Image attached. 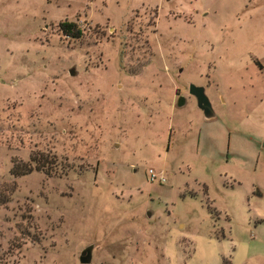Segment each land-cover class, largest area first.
<instances>
[{"label":"rangeland","instance_id":"1","mask_svg":"<svg viewBox=\"0 0 264 264\" xmlns=\"http://www.w3.org/2000/svg\"><path fill=\"white\" fill-rule=\"evenodd\" d=\"M88 246L264 264V0H0V264Z\"/></svg>","mask_w":264,"mask_h":264},{"label":"trees","instance_id":"2","mask_svg":"<svg viewBox=\"0 0 264 264\" xmlns=\"http://www.w3.org/2000/svg\"><path fill=\"white\" fill-rule=\"evenodd\" d=\"M58 29L60 30L61 34H63L65 37L71 38V39H79L83 33L80 27L77 25L76 22L73 21H62L58 24ZM32 162L35 163V169H48L45 164L42 163V161L36 160L34 158L31 159ZM45 165V167H44ZM32 171V168L28 164H18L17 162L13 163L11 174L13 176H21L25 175L28 172Z\"/></svg>","mask_w":264,"mask_h":264},{"label":"water","instance_id":"3","mask_svg":"<svg viewBox=\"0 0 264 264\" xmlns=\"http://www.w3.org/2000/svg\"><path fill=\"white\" fill-rule=\"evenodd\" d=\"M70 72L73 74L74 70L72 69ZM189 94L195 98L197 106L203 112L205 118L209 119L214 116V111L208 97L205 94V88L203 86L191 84L189 86ZM181 104H183V102H181ZM92 250L93 246H88L82 251L79 258L80 263L89 264L91 262Z\"/></svg>","mask_w":264,"mask_h":264},{"label":"built area","instance_id":"4","mask_svg":"<svg viewBox=\"0 0 264 264\" xmlns=\"http://www.w3.org/2000/svg\"><path fill=\"white\" fill-rule=\"evenodd\" d=\"M147 177L150 181L165 182V177L161 173H156L153 169L148 170Z\"/></svg>","mask_w":264,"mask_h":264},{"label":"flooded vegetation","instance_id":"5","mask_svg":"<svg viewBox=\"0 0 264 264\" xmlns=\"http://www.w3.org/2000/svg\"><path fill=\"white\" fill-rule=\"evenodd\" d=\"M181 101H182V102H184V100H183V99H181Z\"/></svg>","mask_w":264,"mask_h":264}]
</instances>
